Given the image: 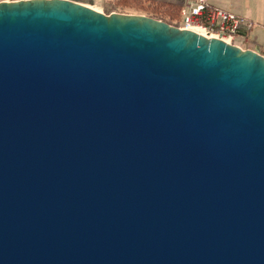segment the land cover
I'll list each match as a JSON object with an SVG mask.
<instances>
[{"label": "water", "instance_id": "water-1", "mask_svg": "<svg viewBox=\"0 0 264 264\" xmlns=\"http://www.w3.org/2000/svg\"><path fill=\"white\" fill-rule=\"evenodd\" d=\"M0 264H264V56L1 2Z\"/></svg>", "mask_w": 264, "mask_h": 264}, {"label": "built area", "instance_id": "built-area-1", "mask_svg": "<svg viewBox=\"0 0 264 264\" xmlns=\"http://www.w3.org/2000/svg\"><path fill=\"white\" fill-rule=\"evenodd\" d=\"M182 29H194L208 38H218L240 47L233 42L245 38L255 27L251 20L216 7L208 0H180ZM241 48V47H240Z\"/></svg>", "mask_w": 264, "mask_h": 264}, {"label": "rangeland", "instance_id": "rangeland-1", "mask_svg": "<svg viewBox=\"0 0 264 264\" xmlns=\"http://www.w3.org/2000/svg\"><path fill=\"white\" fill-rule=\"evenodd\" d=\"M19 0H0L1 2H13ZM96 11L104 14L122 13L131 15H143L164 21L171 26L183 28L180 18V11L172 5L175 0H76ZM180 3L181 1L178 0ZM209 2V1H208ZM182 8V3H181ZM231 12V11H230ZM234 13V12H233ZM236 14V13H235ZM238 15V14H237ZM240 16V15H238ZM245 17V16H241ZM246 18V17H245ZM248 19V18H247ZM255 27L250 31L247 37L235 39L234 44L239 45L243 50H253L258 45L253 37ZM260 54L264 56V40L259 38Z\"/></svg>", "mask_w": 264, "mask_h": 264}, {"label": "crops", "instance_id": "crops-1", "mask_svg": "<svg viewBox=\"0 0 264 264\" xmlns=\"http://www.w3.org/2000/svg\"><path fill=\"white\" fill-rule=\"evenodd\" d=\"M212 5L221 9L245 16L255 23L253 37L257 42L256 48L260 50L259 38L264 40V0H208Z\"/></svg>", "mask_w": 264, "mask_h": 264}, {"label": "trees", "instance_id": "trees-1", "mask_svg": "<svg viewBox=\"0 0 264 264\" xmlns=\"http://www.w3.org/2000/svg\"><path fill=\"white\" fill-rule=\"evenodd\" d=\"M173 6H175L176 8H178V10L180 11L181 9V3L178 0H175L173 2H171Z\"/></svg>", "mask_w": 264, "mask_h": 264}, {"label": "bare ground", "instance_id": "bare-ground-1", "mask_svg": "<svg viewBox=\"0 0 264 264\" xmlns=\"http://www.w3.org/2000/svg\"><path fill=\"white\" fill-rule=\"evenodd\" d=\"M189 30H192V31H194V32H197L198 34H201V35H203V36H204V34H203V33H200V32H198L197 30H194V29H189Z\"/></svg>", "mask_w": 264, "mask_h": 264}]
</instances>
